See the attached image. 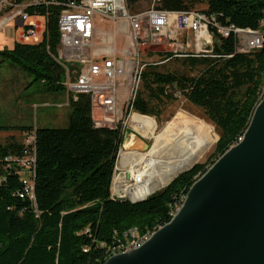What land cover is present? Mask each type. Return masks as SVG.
Masks as SVG:
<instances>
[{"label":"trees","instance_id":"16d2710c","mask_svg":"<svg viewBox=\"0 0 264 264\" xmlns=\"http://www.w3.org/2000/svg\"><path fill=\"white\" fill-rule=\"evenodd\" d=\"M69 1L29 4L30 15L46 16L42 40H16L12 48L0 50V67L20 68L30 78V88L43 94L67 92L65 65L78 75L76 65L60 59L59 17ZM128 3L136 11L137 0ZM201 4L222 25L264 31V0H161L157 5L192 10ZM159 54L163 59L165 53ZM213 55L183 58L192 69L202 68L197 75L162 71L151 62L141 73L130 110L156 115L171 98L169 89L176 88L204 111L219 133L209 165L196 164L145 200L112 196L124 131L96 126L89 94L77 99L69 95L65 126L26 127L34 137L31 143L14 137L0 142V264H104L132 228L150 232L169 222L172 206L243 136L264 93V44L241 52L233 35L217 34ZM5 129L0 123V130ZM33 154L32 186L24 183L22 160Z\"/></svg>","mask_w":264,"mask_h":264},{"label":"built area","instance_id":"2783aa9c","mask_svg":"<svg viewBox=\"0 0 264 264\" xmlns=\"http://www.w3.org/2000/svg\"><path fill=\"white\" fill-rule=\"evenodd\" d=\"M152 1L151 7L132 11L128 0H70L60 14L62 50L68 51V62L78 70V75L73 76L75 71L65 65L67 93L75 99L79 94L90 95L96 126L116 127L106 119L113 120L111 117L116 118L119 113L120 87L130 86L125 100L128 104L135 97L133 88L140 83L141 72L149 63L141 57L143 49L162 47L161 52L165 54L159 63H164L189 56H214L217 34L233 35L241 52L259 49L264 44V32L249 37V30L253 29L222 25L215 14L203 9L168 10L158 7L161 0ZM29 4L32 2L0 0V30L4 31L6 25L15 21V27L22 28L19 41L39 42L43 38L41 22L28 13ZM109 22L117 27L114 32L104 29ZM117 39L123 40L122 49H118ZM35 161L34 154L22 160L27 168L23 173L24 183L32 186ZM119 169L117 166L116 172ZM125 169L126 172L117 175L121 182L113 180L112 196L133 201L131 193L137 186L131 185V178L137 168L127 166ZM184 200L185 196L172 206L171 218ZM125 236V241L116 245V249H132V243L148 239V230L140 232L132 228Z\"/></svg>","mask_w":264,"mask_h":264},{"label":"water","instance_id":"95a60500","mask_svg":"<svg viewBox=\"0 0 264 264\" xmlns=\"http://www.w3.org/2000/svg\"><path fill=\"white\" fill-rule=\"evenodd\" d=\"M104 264H264V95L242 139L197 177L171 220Z\"/></svg>","mask_w":264,"mask_h":264},{"label":"rangeland","instance_id":"374dc122","mask_svg":"<svg viewBox=\"0 0 264 264\" xmlns=\"http://www.w3.org/2000/svg\"><path fill=\"white\" fill-rule=\"evenodd\" d=\"M34 1V0H32ZM38 0H35V2ZM152 0H137L136 11L145 10L151 7ZM206 8L205 4L197 5L195 9ZM37 21L41 22L40 35L43 37L46 29V16L33 15ZM116 26L109 22L104 26V29L114 32ZM21 27H15V21H11L6 25L4 31L0 30V50L7 49L12 45L16 39L21 38ZM122 39H117L118 49H122ZM35 43L33 40L31 41ZM162 47L155 46L142 50L143 59L149 62H156L159 69L166 72L185 73L189 76L197 75L202 68L192 69L190 65L183 62V58L170 60L168 62L159 63L162 61L159 52ZM149 55H146L147 53ZM162 53V52H161ZM67 50L60 52V59L62 62H68ZM163 58V56H162ZM30 78L18 67L9 64H3L0 67V123L6 126L5 130H0V142H5L6 139L14 137L16 140L24 143L32 142V134L24 130L26 127H32L33 131L37 127H61L68 122L70 113L69 94L50 95L43 94L39 91L30 88ZM127 87H120L119 96V113L116 118L111 117L106 120L113 122V125L120 126L124 131V140L120 147L116 167L120 169L115 173L116 180L118 174L126 172V167L123 168L120 163L121 151H128L126 148V141L135 137L138 140V145L133 151L137 153H146L154 147V138L156 134H185L196 136L207 149L209 143L214 142L213 145L205 151L202 158L195 162L196 164L209 165L214 158V149L219 133L213 123H211L205 116L204 111L194 103L186 99L184 94L176 88H170L169 98L164 104L159 106V112L156 115H146L150 118L152 129L150 135H144L135 130L132 126V119L136 111L129 108L127 96ZM140 87V83L134 88L133 93ZM99 115H104L98 112ZM141 114V113H139ZM143 115V114H141ZM97 120V118H95ZM22 127V128H20ZM169 141L170 139L167 138ZM116 176V177H115ZM113 178V180H114ZM113 183V182H112ZM165 186H159L153 193L163 189ZM152 193V194H153ZM151 195V194H150ZM149 196V195H147Z\"/></svg>","mask_w":264,"mask_h":264},{"label":"bare ground","instance_id":"6f19581e","mask_svg":"<svg viewBox=\"0 0 264 264\" xmlns=\"http://www.w3.org/2000/svg\"><path fill=\"white\" fill-rule=\"evenodd\" d=\"M24 1L35 3V0ZM256 34H262V31L249 30V37H256ZM128 88H130L129 85L127 89ZM134 94L136 95V91ZM132 126L135 130L144 135H150L152 129L150 118L139 113L134 114ZM152 138L155 140L154 147L146 153H137L133 151L138 145V140L135 137L126 141V148L128 151H121V166L123 168L127 166H135V168H137L131 178V185L137 186V188L133 190L134 192L131 193L133 200L144 198L152 194L159 186L161 187L167 184L180 170L200 160L205 151L214 143L212 142L210 146L205 149V145L201 143L195 135L190 136L188 133L170 135L163 133L156 134L152 136ZM167 138L170 140L168 141ZM33 141L34 137L32 142ZM115 181L121 182L120 177H117ZM116 185L120 186L121 183H117ZM158 228L148 232V238ZM145 241L146 240H137V243H132V249L140 246ZM127 250H129V248H115L109 257Z\"/></svg>","mask_w":264,"mask_h":264},{"label":"crops","instance_id":"0c3cea01","mask_svg":"<svg viewBox=\"0 0 264 264\" xmlns=\"http://www.w3.org/2000/svg\"><path fill=\"white\" fill-rule=\"evenodd\" d=\"M15 41H16V40H14V41H11V42H13V43H12V45H11L10 47H8V48H12V47H13V45H14V43H15Z\"/></svg>","mask_w":264,"mask_h":264},{"label":"clouds","instance_id":"9594fccd","mask_svg":"<svg viewBox=\"0 0 264 264\" xmlns=\"http://www.w3.org/2000/svg\"><path fill=\"white\" fill-rule=\"evenodd\" d=\"M115 173H116V171H115Z\"/></svg>","mask_w":264,"mask_h":264},{"label":"flooded vegetation","instance_id":"af4514ba","mask_svg":"<svg viewBox=\"0 0 264 264\" xmlns=\"http://www.w3.org/2000/svg\"><path fill=\"white\" fill-rule=\"evenodd\" d=\"M117 127V126H116Z\"/></svg>","mask_w":264,"mask_h":264}]
</instances>
